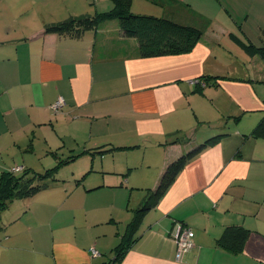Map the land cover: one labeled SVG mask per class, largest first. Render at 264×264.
<instances>
[{
    "label": "crops",
    "instance_id": "obj_1",
    "mask_svg": "<svg viewBox=\"0 0 264 264\" xmlns=\"http://www.w3.org/2000/svg\"><path fill=\"white\" fill-rule=\"evenodd\" d=\"M9 1L0 0V174L17 167L43 170L55 161L48 149L65 155L113 142L137 144L141 166L162 158L159 179L169 161L195 146L192 142L227 129L226 136L185 163L144 215L117 264H264V139L252 136L264 116L259 115L264 95L255 84L264 82V61L250 56L252 68L238 73L223 64L216 39L241 27L248 37L249 13L241 18L225 9L224 22L219 11L206 16L187 0H143L164 8L158 15L178 23L203 26V17L210 23L191 51L142 57L137 39L123 36L115 19L79 36L43 32L45 24L105 11L95 7L91 14L89 0ZM134 2L132 12L147 14L133 10ZM48 3L57 14H45ZM261 41L257 46L264 36ZM205 75L231 78L217 85L191 82ZM58 97L64 104L54 111ZM181 137L191 142L184 144ZM135 154L93 158L110 173L90 175V186H55L24 199L21 217L0 231V264L113 259L131 211L143 199L131 180L134 161H140ZM19 202L10 207L20 209ZM176 221L194 233V247L179 259ZM230 224L250 230L240 253L216 243ZM92 247L100 256L91 255Z\"/></svg>",
    "mask_w": 264,
    "mask_h": 264
},
{
    "label": "trees",
    "instance_id": "obj_2",
    "mask_svg": "<svg viewBox=\"0 0 264 264\" xmlns=\"http://www.w3.org/2000/svg\"><path fill=\"white\" fill-rule=\"evenodd\" d=\"M111 1L113 5L107 11L96 12L93 15L70 16L63 21L48 23L45 24L43 32L79 36L86 30L95 28L106 19H115L118 22L119 32L123 36L135 37L137 39L139 56L153 57L191 51L200 40L206 26L210 23L209 19L203 17V26L182 24L168 17L134 13L130 7L132 0ZM228 37L245 54L248 56L259 55L264 61V41L261 46H257L233 32H229ZM224 78L231 77L205 75L197 78L196 81L198 86L204 80L210 84L217 85ZM227 133V129H222L217 134L204 140L202 139L198 143L192 142L191 146H195L191 150L166 164L154 188H146L142 202L132 209L131 218L125 227V233L122 235L119 243L112 249L114 256L113 259L107 261L108 263L117 264L120 261L124 252L123 250L133 242L135 230L144 215L157 204L185 163L200 153L205 147L217 143ZM252 136L264 139V116L255 125ZM180 139L179 141L184 144H187L188 141L191 142L190 138L183 139L181 137ZM132 147L133 145L131 144L104 142L95 145H84L78 150H68L65 155H57L59 149H48L46 153H50L55 158V161L43 170L37 171L30 168L20 169L17 167L18 170L12 169L11 171L2 172L0 174V231H4L10 223L21 217V212L24 209L21 203L24 199L55 186H87L93 178L90 175H103L104 172L110 173L108 170H102L99 166L93 164V158L102 154L113 153V151L117 150L126 151V149L128 150ZM86 157L92 163H90V160L86 163L83 162ZM86 164H90V166ZM67 166L68 170H65ZM90 190L92 189H87V191ZM15 200L21 201L19 202V206L21 205L20 209L10 207V204ZM4 212L7 217L1 219ZM176 223H180V221H176ZM249 232L250 230L244 225L230 224L224 227L216 243L230 252L240 253L244 248Z\"/></svg>",
    "mask_w": 264,
    "mask_h": 264
},
{
    "label": "rangeland",
    "instance_id": "obj_3",
    "mask_svg": "<svg viewBox=\"0 0 264 264\" xmlns=\"http://www.w3.org/2000/svg\"><path fill=\"white\" fill-rule=\"evenodd\" d=\"M9 1V0H8ZM52 1V0H51ZM11 1H9L10 3ZM187 2H189L190 4V8L196 9L200 12H202L204 15L207 16L213 14L214 12L219 11L218 16H222L220 18H223L224 22H226L225 16L223 13H225L226 15V11L230 10L231 12H233L236 16L240 15V17H244L246 13H249V17L245 20L244 23V28L246 29V33L247 36H244L242 33V27L241 30H237L236 31H232L235 32L237 35L241 36L243 39L250 40L253 44L255 45H260L262 43L261 38L264 36V31H263V27H264V1H260V0H187ZM52 3V2H51ZM48 3L47 4V13H45L46 15H49L51 13L53 14H57L56 10H51L53 8H49L48 6L51 4ZM141 3V4H140ZM6 4L8 5V2L6 1ZM104 4V5H103ZM89 5L91 7V14L94 13L95 11V7L101 11V10H109L113 3L111 0H89ZM9 6L13 7V5ZM2 7H0V11H2L1 9ZM133 10H147V11H141L144 13H153L155 15L160 14L164 8H160L159 6H157L155 3L152 4H144L143 0H135L134 2V6L132 7ZM140 12V11H138ZM222 13V15H221ZM164 15H168L170 16V14L168 12H164ZM154 15V16H155ZM161 16L162 15H158ZM169 18V17H168ZM244 22V19H242ZM262 23V25H261ZM261 26V28L259 27ZM217 36V35H216ZM222 36V35H221ZM216 39L218 40V45L220 46L219 49H221V51L223 52L222 54V61L223 64H227V66H229V68L231 69H235L237 70L238 73H242L246 72V68L248 66L252 68L253 64H252V59L250 56H247L236 44H234L227 36V34L223 37H221L219 39V37H216ZM255 84L257 85V87L260 89V91L263 93L264 95V82L261 81H257L255 82ZM259 115H264L263 112H261ZM132 145V144H131ZM81 147H77L75 150H78ZM138 145L135 144L133 145V147L131 149H126V151L124 150H117V151H113V153H109L106 156L109 157H114L117 158L118 156H122L125 157L126 155L129 154H135L136 152L140 155V161H137V156L135 154V158L136 161H134V170L132 172L131 175V180L133 182H137L136 186H140V189H136L135 193L137 196H139L140 198H142L145 195V189L146 188H151L153 189L154 186L157 183L158 180V176L160 174L159 168L162 162V158L161 160H158V162L155 164V161L153 162V164L151 165V167H147V162L145 161V164L143 166L140 165L141 159H142V153L137 151L138 149ZM151 148L148 147L147 148V152H149ZM129 150H132V152H128ZM67 151V150H66ZM152 158L151 156H148L146 159ZM155 159V158H154ZM152 158V160H154ZM125 160V158H123V161ZM155 164V165H154ZM112 257V255H111Z\"/></svg>",
    "mask_w": 264,
    "mask_h": 264
},
{
    "label": "built area",
    "instance_id": "obj_4",
    "mask_svg": "<svg viewBox=\"0 0 264 264\" xmlns=\"http://www.w3.org/2000/svg\"><path fill=\"white\" fill-rule=\"evenodd\" d=\"M192 83H195L196 80L193 79L191 80ZM64 104L63 98L58 97V99L54 102L52 105V109L54 111H57L62 105ZM13 170H18V168H13ZM193 231L184 225H181L180 223H176V231H175V241H176V251H175V257L176 259H179L181 255L187 251H189L191 248L194 247V242H193ZM90 253L92 256H100L99 251L92 247L90 249ZM110 264V263H106Z\"/></svg>",
    "mask_w": 264,
    "mask_h": 264
}]
</instances>
